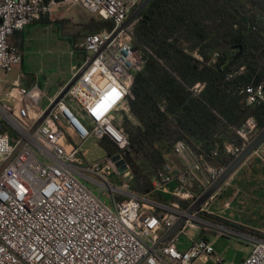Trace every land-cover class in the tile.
<instances>
[{
    "label": "built area",
    "instance_id": "2783aa9c",
    "mask_svg": "<svg viewBox=\"0 0 264 264\" xmlns=\"http://www.w3.org/2000/svg\"><path fill=\"white\" fill-rule=\"evenodd\" d=\"M142 1L64 0L60 4L111 20L114 27L85 35L78 45L86 53L85 61L66 87L79 79L55 106L66 87L51 100L37 121L50 110L48 117L34 132L37 123L29 121L22 109L26 88L8 89L14 104L0 99V264H196L210 260L235 264L217 256L205 238L191 239L181 249L177 234L156 248L188 211L178 202L171 206L151 202L109 179L113 173L127 179L132 173L124 160L130 143L115 123L114 113L128 106L133 76L146 64L134 44L138 20L121 29ZM50 12L51 5L44 0H0V71L11 73L23 63L21 50L10 44V38ZM202 88L197 85L192 91L199 95ZM242 93L249 105L264 104V82L249 85ZM10 127L15 129L14 135ZM234 131L242 144L226 149L237 159L259 134L258 123L250 118ZM93 139H108L119 150V158L108 160L103 167L84 163V146ZM172 154L181 169H173L169 155L153 191L170 194V185L176 184L175 198L192 204L228 168L210 165L184 141L174 145ZM88 183L98 185L100 191ZM102 190H110L113 206L102 200ZM220 190L181 231L191 228L203 233L215 228L234 234L251 246L240 264H264V239L200 218ZM158 207L163 209L161 214H157Z\"/></svg>",
    "mask_w": 264,
    "mask_h": 264
},
{
    "label": "trees",
    "instance_id": "16d2710c",
    "mask_svg": "<svg viewBox=\"0 0 264 264\" xmlns=\"http://www.w3.org/2000/svg\"><path fill=\"white\" fill-rule=\"evenodd\" d=\"M113 27V21L100 17L85 25L87 34ZM134 44L146 64L133 76L128 98L133 120L125 117L120 126L130 143L124 160L133 175L131 192L141 197L153 192L178 141L210 165L229 167L235 159L227 145L242 144L234 129L250 118L259 132L264 129V104L249 105L242 93L264 82V11L249 0H152L138 19ZM197 85L203 87L199 95L192 91ZM116 154L117 148L111 155ZM155 196L156 202H178L187 211L193 205ZM199 216L264 239L216 215Z\"/></svg>",
    "mask_w": 264,
    "mask_h": 264
},
{
    "label": "rangeland",
    "instance_id": "374dc122",
    "mask_svg": "<svg viewBox=\"0 0 264 264\" xmlns=\"http://www.w3.org/2000/svg\"><path fill=\"white\" fill-rule=\"evenodd\" d=\"M95 17L98 18L77 7L57 6L53 7L52 11V18L55 21L60 22V20L70 18L65 24L71 32H77L79 30V27L74 24V18L80 19L81 22L87 24ZM68 28L64 32L67 36L70 33ZM61 33L63 34L61 26L54 23L51 25L41 23L31 27L27 32L28 43H26L25 48H21L24 52V63L15 66L11 73L0 71V85L3 89L21 86L28 90V95L22 103L23 113L26 116H31L34 111L40 114L42 109L51 102L52 98L50 97L54 94V91L58 89V85L69 79L73 74V64L77 62L82 64L85 61L86 57L82 50L77 51V55L75 58L73 57ZM87 33L88 32H84L81 42L84 40ZM60 37L62 40H59ZM2 97L3 94L1 93L0 99H2ZM31 122H34L33 119ZM9 132L11 135L16 133L15 129L12 127L9 128ZM98 142L105 143L106 145L109 144V142L105 140H100ZM113 180L114 185L125 186L126 189L124 190L131 191L130 184L133 180L132 173L128 179L116 173V175L113 176ZM88 184L94 191H100L98 185L92 183ZM236 185L237 184L233 187L234 190L238 189ZM224 191H221L215 200L206 208L207 213L226 218L224 214L213 210L215 205L219 206L225 204L226 197L222 198ZM100 196L109 206H113L110 190H102ZM116 196L119 197L120 195L116 194ZM240 198L241 200L243 199L244 208L239 209L238 204H236L235 206L238 209L233 211V217L237 218L240 223L246 226L264 231V194H258L257 200L255 201L246 200L245 195ZM145 203L151 206L149 202ZM239 203L241 204L242 201ZM211 230L213 231L203 233L191 228L187 229L185 232L180 231L177 235L180 241V248H186L190 244L191 239L201 237L210 241L215 248L216 255L222 257L226 262L240 264L250 253L251 246L248 245L245 240H241V238L234 234H229L226 231L215 228ZM196 264L215 263L213 260H210L198 261Z\"/></svg>",
    "mask_w": 264,
    "mask_h": 264
},
{
    "label": "crops",
    "instance_id": "0c3cea01",
    "mask_svg": "<svg viewBox=\"0 0 264 264\" xmlns=\"http://www.w3.org/2000/svg\"><path fill=\"white\" fill-rule=\"evenodd\" d=\"M56 1H61V0H44V2L46 3L47 6L51 5V12L42 16V18L35 25H38L41 23L49 24V25L54 23V24L60 25L61 30H63V34L61 33L63 36L62 38L64 39V41L67 42V46L69 48V51L72 53L73 57L75 58V56L77 55L76 52L79 50H82L81 48L78 47V44L81 42V39L84 36L83 35L84 32L85 33L87 32L85 29L86 23L81 22L80 19L74 18L73 19L75 22L74 24L77 27H79V30L77 32L76 31L71 32L70 29L65 24V22L68 21L70 18L66 19V20H60V22L55 21L52 18L53 7L63 6L60 4L64 0H62L61 3H57ZM53 3H54V5H52ZM71 8H74V7H71ZM77 8H80V7H77ZM80 9L83 10L82 8H80ZM61 23H63V24H61ZM35 25L27 27L23 32H18L10 38V44L19 48L23 54V57H24V52L22 51L21 48H23V47L25 48L26 43H28L27 32L31 29V27H33ZM67 28L70 31L68 36L64 34V32H65V30H67ZM59 40H62L61 37L59 38ZM82 51L86 57L85 51L84 50H82ZM24 61H25V57L23 59V63H24ZM82 64L79 62H77L76 64L75 63L73 64V69H72L73 74H74L75 69L82 66ZM73 74L71 75V77L69 79L61 82L58 85V87H57L58 89H56L54 91V94L50 98L54 99L56 96H58V94L66 87V85L72 79ZM23 81H24V79H23ZM1 88H2L1 93L3 94L2 100L8 101V102L14 104L16 101L14 102L12 99H9V97L7 96L8 89H6V88L3 89V87H1ZM49 105H50V102L47 104L46 107H44L42 109V112L45 111ZM70 105L73 108L76 107L74 102H70ZM40 114L36 113V111H34V113L29 117V121H31L33 119L34 122L38 123L39 121H37V118ZM114 116H115V123L118 126H121L125 117H128V118L133 120V116L131 115L130 109L128 106L127 107H121L118 111H116L114 113ZM98 141L99 140H95V139L89 140L86 143V145L84 146V152H85L84 163H86L88 165H94L96 163H99L103 167L108 163V160L112 159L114 156L117 155V154L111 155L115 151L116 148L113 145H110V143L106 145L105 143H100ZM170 163H171L174 170L177 171V170L181 169L179 160L172 153L170 154ZM114 175H116V174L113 173L109 177L110 181L113 184H114V180H113ZM235 184H237L236 185V187L238 188L237 190L233 189ZM119 186L122 187V185H119ZM176 187H177L176 184L170 185V194H166V193L161 192V191H157V192L153 191L151 194H148V195H145L142 197H144L147 200H150L151 202H154L156 204H159L162 206H168L164 203L156 202V200H155L156 196L155 195L162 193V194H165L166 196H170V199L175 198V196L173 195V191L176 189ZM221 191H224L222 198L226 197L225 204L219 205V206L215 205L213 210L215 212H219V213L224 214L226 216V218H223L220 216H218V217L226 219V220L233 222L235 224H239V225L244 226L246 228L255 230L256 232L264 235V231L259 230L257 228L246 226V225L240 223V221H238L237 218L233 217V211L235 209L236 210L238 209L235 206L236 204H238L239 209L244 208L243 199L241 200V198H240L241 196L245 195L246 200L255 201V200H257L256 198H257L258 194H264V143L231 176V178L227 181V183L222 187L219 194L221 193ZM240 201H242L241 204L239 203ZM173 203L174 202H171L170 206ZM162 212H163V209L158 207L157 208V214H161ZM210 214H212V213H210ZM213 215H216V214H213ZM198 238H201V237H198ZM246 243L249 245V242H246ZM186 248H184V249H186Z\"/></svg>",
    "mask_w": 264,
    "mask_h": 264
},
{
    "label": "water",
    "instance_id": "95a60500",
    "mask_svg": "<svg viewBox=\"0 0 264 264\" xmlns=\"http://www.w3.org/2000/svg\"><path fill=\"white\" fill-rule=\"evenodd\" d=\"M152 0H143L135 9L133 14L128 18V20L123 24L121 29H124L128 25L132 24L136 20H138L143 13V11L147 8V6L151 3ZM254 3L258 8L264 11V0H249ZM79 77H77L71 84H69L65 90L61 93V95L56 99L53 106H55L59 101H61L66 94L69 92L70 88L77 82ZM50 110L46 112V114L39 120V122L35 125L33 132L46 120L49 115ZM264 143V129L255 137L252 143L248 146V148L242 152V154L234 160V162L227 168L222 177L213 184L204 194L198 198V200L191 206L188 210V216H184L180 219V221L176 224V226L168 232V234L157 244L156 248L159 247L162 243H166L172 240L185 226L186 221L189 218L195 217V215L202 209V207L209 201V199L216 194L231 178V176L240 168V166L255 152L257 151L262 144ZM119 155L113 157L114 160L118 159Z\"/></svg>",
    "mask_w": 264,
    "mask_h": 264
}]
</instances>
